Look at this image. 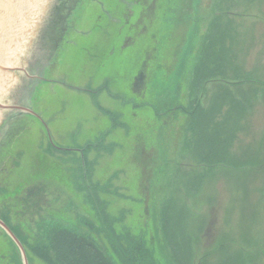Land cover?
I'll return each instance as SVG.
<instances>
[{
	"label": "rangeland",
	"instance_id": "rangeland-1",
	"mask_svg": "<svg viewBox=\"0 0 264 264\" xmlns=\"http://www.w3.org/2000/svg\"><path fill=\"white\" fill-rule=\"evenodd\" d=\"M187 4L122 2L80 93L65 87L72 101L63 113L28 120L10 137L0 163V217L27 241L45 243L56 224L87 232L82 220L103 204L116 234L141 241L154 264H264V0ZM214 44V53L223 44L231 50L209 54ZM222 96L232 99L217 103L222 111L192 117L197 104L209 109ZM225 104L245 105L240 115L251 120L238 123ZM100 107L123 125L108 137L101 134L116 120L107 112L116 116ZM202 124L211 140L200 145L191 136ZM164 201L176 207L179 242L171 247ZM28 250L30 264H46ZM0 264H20L1 233Z\"/></svg>",
	"mask_w": 264,
	"mask_h": 264
},
{
	"label": "water",
	"instance_id": "water-1",
	"mask_svg": "<svg viewBox=\"0 0 264 264\" xmlns=\"http://www.w3.org/2000/svg\"><path fill=\"white\" fill-rule=\"evenodd\" d=\"M122 2L130 0H0V163L22 124L63 113L72 101L65 87L80 93L84 86L76 87L105 30L116 25ZM0 233L30 264L2 218Z\"/></svg>",
	"mask_w": 264,
	"mask_h": 264
},
{
	"label": "trees",
	"instance_id": "trees-1",
	"mask_svg": "<svg viewBox=\"0 0 264 264\" xmlns=\"http://www.w3.org/2000/svg\"><path fill=\"white\" fill-rule=\"evenodd\" d=\"M225 30V29H224ZM214 47L209 52V54L214 53ZM226 50H231L230 46L226 48L223 44L221 49L215 55L223 54ZM210 63H218L220 58H209ZM206 63H208L205 60ZM216 68V67H215ZM214 68V69H215ZM204 70H202L203 72ZM104 90V89H103ZM230 102L232 99L229 96L216 97L214 104L217 105L218 102ZM196 114L192 117L200 118L201 121H204L207 118H210V110H219L216 107H209V109L203 108L201 105L197 104L195 106ZM194 111V110H193ZM111 118L116 120L111 112H107ZM193 113V112H192ZM191 113V114H192ZM117 125L116 121H114ZM199 124V123H197ZM204 124V123H203ZM202 124V125H203ZM204 125L202 127L197 126L192 132V141L199 139V144L202 145V142L206 139H210L209 132L207 128L205 129ZM97 145H89L86 149H93ZM162 211L164 212V230L163 232L168 235V246L176 245L177 238H174L173 233L176 230L172 229V222L177 220L176 217V207L173 201H164L162 203ZM94 215L85 221L82 220V223L88 226L87 232H81L77 228L70 227L67 225L56 224L51 227L46 232V241L45 243H32L26 240V238L14 227L8 218H2L15 232V234L22 241L27 254L29 261L32 260V257L29 254L28 246L32 250L33 254L39 257L46 264H154L155 255L150 253L148 249L144 248V244L141 241L130 237L119 236L116 234L118 232L115 223L112 221V218L107 213V205H92L90 207ZM174 230V231H173ZM8 235V234H7ZM99 235L104 236L108 244V249L103 248L99 241ZM9 236V235H8ZM9 239L13 245L19 248L17 243L9 236ZM174 239V240H173ZM183 245H186L184 243ZM17 251H19L17 249ZM20 264H24L23 260L20 261Z\"/></svg>",
	"mask_w": 264,
	"mask_h": 264
},
{
	"label": "crops",
	"instance_id": "crops-1",
	"mask_svg": "<svg viewBox=\"0 0 264 264\" xmlns=\"http://www.w3.org/2000/svg\"><path fill=\"white\" fill-rule=\"evenodd\" d=\"M221 89H222V87H221ZM212 93H214V91L212 92ZM112 94V93H111ZM113 95V94H112ZM216 107L217 109H219L220 111H222V105H211L210 107ZM225 107H226V111H228V113L229 112H232L230 115H228L229 117H231L232 116V114L234 113V112H236V115H238V119H237V122L238 123H240V122H242L243 124L244 123H247L248 121H250L251 119H248V120H243L242 119V117L243 116H241L240 115V112H242V111H244V110H247L246 108H245V105H242V104H239V105H237L236 107H235V109H233L232 107L231 108H228V104H225ZM224 108V107H223ZM100 109H101V111L102 110H107L108 108H101L100 107ZM108 110H110V111H112L113 112V114L116 116L117 114L115 113V111H113L112 109H108ZM219 110H217V112L219 111ZM110 120H111V118H109ZM116 123H117V125L115 124V122L113 121V125H112V123H111V127L109 128V129H107L105 132H103L102 134H101V136H104V137H108L109 136V134L111 133V131L112 130H115V129H117V128H119V127H122L123 125L121 124V121H119V120H117V116H116ZM118 123H120L121 125H118ZM195 123L196 122H193V123H191L190 121H189V124H188V126H190V127H193L194 125H195ZM191 124V125H190ZM205 126L206 127H208L209 128V124H205ZM212 126V125H211ZM225 126H227L226 124H225V120L224 121H222V120H220V127H221V129L223 128H225ZM252 126V125H251ZM211 137V136H210ZM187 145V144H186ZM211 146H212V142H211ZM188 147V146H187ZM188 150H189V147H188Z\"/></svg>",
	"mask_w": 264,
	"mask_h": 264
},
{
	"label": "flooded vegetation",
	"instance_id": "flooded-vegetation-1",
	"mask_svg": "<svg viewBox=\"0 0 264 264\" xmlns=\"http://www.w3.org/2000/svg\"><path fill=\"white\" fill-rule=\"evenodd\" d=\"M187 3H188L187 6H184L185 9H191V0H187ZM153 9L156 10V8H154V7H153ZM179 10H180V9H179ZM153 14H154V11H153ZM183 22H184V25H185V22H186V21H183ZM70 27H71V25H70ZM66 28H69V24H68V26H67ZM144 77H145V75L142 76V78H141V80H140V83H141V84L144 83ZM98 145H99V144H97V146L94 147V148H97ZM83 150H85V149H83ZM83 152H84V151H83Z\"/></svg>",
	"mask_w": 264,
	"mask_h": 264
}]
</instances>
